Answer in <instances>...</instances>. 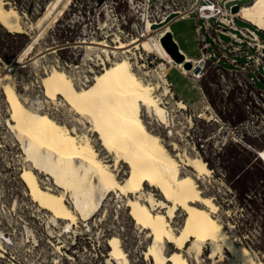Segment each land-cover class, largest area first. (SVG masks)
<instances>
[{
  "label": "rangeland",
  "instance_id": "1",
  "mask_svg": "<svg viewBox=\"0 0 264 264\" xmlns=\"http://www.w3.org/2000/svg\"><path fill=\"white\" fill-rule=\"evenodd\" d=\"M8 1L10 5L22 10L26 19L36 22L51 0ZM154 1L64 0L52 12L54 14H51L39 36L29 44L28 34L11 33L0 25V69L6 62L13 86L20 97L26 98L28 105L42 107L41 110L65 121L70 115L63 102H48L42 92L39 79L44 70L52 66L61 67L74 77L77 85H81L87 75L92 77L89 72L91 68L100 69L95 66L98 54L103 56L110 52L113 57L121 54V51L115 49L116 42L112 41L115 35L134 49L136 54L132 55V63L136 71H146L143 68L146 65L145 59L154 60L152 62L156 65L160 58L153 55V49L158 46L157 34L161 27L191 10L171 11V18L160 10L157 12V21L152 22L146 17L151 9L155 11ZM146 2L150 3V8L146 9L148 14L145 11L143 34L133 32L130 35L126 29L133 28L140 19L143 12L141 7L145 10ZM239 4L235 14L257 28L264 29V0H240ZM236 21L249 25L238 19ZM170 27L181 49L190 56L196 54L193 20L179 19ZM183 70L184 72H180L184 75L192 71L185 66ZM167 79L171 83L174 97L189 104L188 110L173 112V103L167 104L170 105L166 108L169 109L168 113L171 112V116L175 117L171 126L144 113L148 126L159 132L167 140L166 143L176 139L181 147L190 148L189 151L197 149L202 154L214 174L209 183L211 185L204 184L203 188H209L208 191L215 199L218 207L216 215L233 237L252 248L264 261V162L251 150L252 147L260 148L264 145V116L257 115L258 105L255 101L252 102L253 113H250L242 102L221 98L209 84L210 77L202 79L199 84H193L175 69H171ZM198 85L202 92L197 90ZM1 92L0 90V246L2 243L5 257H0V264H117V260L111 261L107 255V240L113 235L121 239L132 264H151L152 261L144 259L142 254L149 242V238L145 237L147 232H140L128 215L123 196L120 197L115 192H99L96 186L95 214L87 221L80 220L78 226L68 225L63 219L54 220L49 212L36 206L19 177L20 172L25 166L35 167L33 169L37 170L43 186L50 185L55 190H61L54 183L55 178L47 173L49 168H56L47 154L38 155L36 165L33 161L26 160L24 148L9 130L7 104ZM207 103L212 106L219 121L225 123L223 126L213 119L214 114L207 111L201 113ZM188 117L192 118V123L188 122ZM228 131H232V134H228ZM215 139L217 141L214 144ZM95 143L96 148L105 155L97 140ZM77 165L81 170V164ZM117 174L124 178L123 174ZM66 195L73 207V193L68 192ZM174 222L179 228L181 220L175 219ZM187 250L185 254L188 253ZM209 255V245H206L201 259L206 260ZM208 261L210 260L207 259V263Z\"/></svg>",
  "mask_w": 264,
  "mask_h": 264
},
{
  "label": "bare ground",
  "instance_id": "2",
  "mask_svg": "<svg viewBox=\"0 0 264 264\" xmlns=\"http://www.w3.org/2000/svg\"><path fill=\"white\" fill-rule=\"evenodd\" d=\"M63 1L51 0L44 14L33 22L8 0H0V25L11 33L28 34L29 44L39 36L52 12ZM190 12L180 15L187 16ZM174 19L158 32V46H154L153 55L160 59L151 67L146 63L143 67L146 71H136L132 63L134 49L117 35L112 41L121 54L115 57L110 52L98 54L95 66L100 69L91 68L92 77L87 75L81 85L61 67L44 70L39 79L42 92L48 102H63L70 115L65 121L42 111V107L28 105L13 86L6 62L1 66L0 90L7 104L9 130L24 148L26 160L36 165L38 155L50 156L56 169L49 168L47 173L55 178L54 183L61 190L43 186L35 167L25 166L19 177L36 206L49 212L54 220L63 219L68 225L78 226L80 220L87 221L95 214L96 186L99 192L123 196L128 215L140 232H147L145 237L149 242L142 254L153 264H264L252 248L230 234L216 215L215 199L209 188H203L212 182L214 174L202 154L197 149L189 151L190 148L181 147L176 139L166 143L144 118V113H148L171 126L175 117L168 113L166 108L170 105L167 104L173 103V112L188 110L189 104L174 97L167 74L173 66L184 72L183 62L191 63L190 54L177 62L160 41L163 35L172 32L170 26ZM178 50L184 54L179 45ZM204 111L214 114L209 103L201 113ZM213 119L220 122L215 114ZM188 122H193L191 117ZM96 140L105 155L96 148ZM251 150L264 161V147ZM77 164H81V170ZM118 172L124 175L123 179ZM68 192L73 193V207L68 201ZM175 219L181 220L179 228ZM107 245L111 261L132 264L119 236L109 237ZM206 245L210 249L206 257L209 263L201 259ZM1 246L0 257H5Z\"/></svg>",
  "mask_w": 264,
  "mask_h": 264
},
{
  "label": "built area",
  "instance_id": "3",
  "mask_svg": "<svg viewBox=\"0 0 264 264\" xmlns=\"http://www.w3.org/2000/svg\"><path fill=\"white\" fill-rule=\"evenodd\" d=\"M239 1L155 0L153 3L155 11L149 9L146 18L155 22L159 16L157 12L160 10L165 12L167 17L174 10H191L187 16L175 17L171 24L184 18L193 20L196 54L189 55L192 71L184 75L176 66L172 69L193 84H199L202 79L210 77L209 84L221 98H232L234 101L242 102L243 107L250 113H253L252 102L255 101L258 105L257 115L264 116V29L257 28L233 12V7L240 5ZM146 4L145 10L141 7L143 12L133 28L126 29L130 35L133 32L143 34L144 18L148 14L146 9L150 8V3L146 2ZM236 19L250 26L239 24ZM171 34L174 39L173 31ZM176 42L178 43L177 40ZM183 53L188 55L184 50ZM145 61L149 65L154 63L152 62L154 60L145 59ZM196 88L202 92L200 85ZM213 141L215 144L217 139Z\"/></svg>",
  "mask_w": 264,
  "mask_h": 264
},
{
  "label": "water",
  "instance_id": "4",
  "mask_svg": "<svg viewBox=\"0 0 264 264\" xmlns=\"http://www.w3.org/2000/svg\"><path fill=\"white\" fill-rule=\"evenodd\" d=\"M239 5H235L233 7V12H235L238 9ZM173 17V14H170L168 16V18ZM160 41L162 43V45L164 46L165 50L171 55V57L177 61V62H182L183 61V57L184 54H181L178 50V45L177 43L174 41V39L172 38V34L171 32L168 34L163 35L160 38ZM184 66L186 68H190L191 67V63L189 61L184 62Z\"/></svg>",
  "mask_w": 264,
  "mask_h": 264
},
{
  "label": "trees",
  "instance_id": "5",
  "mask_svg": "<svg viewBox=\"0 0 264 264\" xmlns=\"http://www.w3.org/2000/svg\"><path fill=\"white\" fill-rule=\"evenodd\" d=\"M66 4V3H65ZM63 6V5H62ZM183 67H184V65H183ZM188 70V69H187ZM169 73V72H168ZM167 76H168V74H167ZM264 147V145L262 146V147H260V148H253L252 147V149H256V150H259V149H261V148H263ZM251 148V147H250ZM256 155V154H255ZM257 156V155H256ZM257 158H259V156H257ZM260 159V158H259ZM261 160V159H260ZM263 161V160H262ZM264 162V161H263Z\"/></svg>",
  "mask_w": 264,
  "mask_h": 264
}]
</instances>
